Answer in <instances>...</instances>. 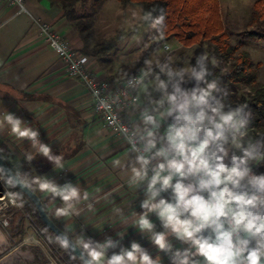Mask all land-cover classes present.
<instances>
[{"label": "clouds", "instance_id": "9594fccd", "mask_svg": "<svg viewBox=\"0 0 264 264\" xmlns=\"http://www.w3.org/2000/svg\"><path fill=\"white\" fill-rule=\"evenodd\" d=\"M143 19L159 31L164 16L145 12ZM209 63L207 53L184 63L158 53L127 77L128 89L152 96L122 132L133 156L126 182L142 193L141 211H132L131 223L156 254L138 241L120 246L124 233L102 241L60 233V247L78 251L86 264H164L163 256L168 264H264V171L257 167L264 162V141L245 138L251 112L226 101L227 89ZM99 107L110 110L112 103L102 99ZM5 119L13 133L26 124L10 112ZM25 135L54 169L64 168L63 157L39 139L37 129L29 126ZM0 172V181L17 189L13 196L35 183L59 198L57 217L79 215L76 202L87 197L71 182L57 184L22 168Z\"/></svg>", "mask_w": 264, "mask_h": 264}, {"label": "crops", "instance_id": "0c3cea01", "mask_svg": "<svg viewBox=\"0 0 264 264\" xmlns=\"http://www.w3.org/2000/svg\"><path fill=\"white\" fill-rule=\"evenodd\" d=\"M24 8L0 2V144L6 149L7 160L13 161V166L9 162L10 167L32 170L33 177L44 176L61 185L71 182L87 193L86 199L76 202L79 215L57 217L54 209L63 206V202L43 191L44 209L72 239L78 235L96 241L108 236L120 239L118 235L124 233L120 246L128 247L138 241L155 255L157 250L131 223L132 211H141L142 193L126 182V165L133 158L130 148L105 128L87 90L66 74L63 63L47 46L34 21L50 24L63 38L72 37L69 22L60 7L46 0H25ZM80 46L78 40L73 42L74 49ZM89 59L92 72L106 78L105 70L94 58ZM137 96L138 102L122 113L131 126L149 101L147 94L137 92ZM7 112L26 124L13 133L5 119ZM29 126L38 130L39 139L49 144L53 153L63 157V169L52 167L40 173L32 167L26 157L42 156L36 151L39 146L34 148V142L25 135ZM34 186L41 191L37 184ZM113 251L119 248L110 249L108 255ZM163 261L168 264L166 256Z\"/></svg>", "mask_w": 264, "mask_h": 264}, {"label": "rangeland", "instance_id": "374dc122", "mask_svg": "<svg viewBox=\"0 0 264 264\" xmlns=\"http://www.w3.org/2000/svg\"><path fill=\"white\" fill-rule=\"evenodd\" d=\"M256 1L218 0V4L224 34L229 43L238 51L244 49L249 53L258 80L264 84V40L249 38L242 34V31L249 29L264 36V9L259 8L260 14L258 18L255 17ZM76 14L82 17L81 20L85 24H90L92 42H114V48L103 54L102 60L95 59L100 68L107 73L108 80L109 77L116 75H120L119 79L124 78L121 68L134 63L140 64L139 72L145 57L165 53L170 55L175 63H184L191 60L198 49L196 46L186 48L174 39L164 40L163 35H160L162 25L158 31L150 24H146L141 9L135 5L123 6L116 0H103L96 4L93 0H84L77 4ZM72 30V37H65L64 40L71 46L78 40L81 45L77 31L73 27ZM163 45H167L169 50H164ZM202 48L206 49V46ZM84 63L92 71V59H84ZM245 138L251 139L248 135ZM7 162L13 163L8 160ZM4 186L8 192H14L8 184L4 183ZM33 188L39 198H43V191H39L34 183ZM14 197L16 205L9 211L8 226L0 231L2 235L0 264H74L47 232L24 211L19 196Z\"/></svg>", "mask_w": 264, "mask_h": 264}, {"label": "trees", "instance_id": "16d2710c", "mask_svg": "<svg viewBox=\"0 0 264 264\" xmlns=\"http://www.w3.org/2000/svg\"><path fill=\"white\" fill-rule=\"evenodd\" d=\"M52 6L61 8L63 16L67 19L70 27L74 28L81 41L77 53L84 59H103V54L114 48L113 41L92 42L90 24H85L82 17L76 14L77 4L84 0H46ZM103 0H93L99 3ZM123 6H138L142 13L152 12L154 16L163 15L162 24L163 39H174L186 48L196 46L197 52L191 58L201 53H207L209 66L213 74L221 82V86L227 89L226 101L235 106L244 104L251 112V123L246 135L256 141H264V84L258 80L254 65L250 60L249 53L231 45L224 34L223 23L219 14L218 0H116ZM259 8L264 9V0H257L254 5V16L258 18ZM145 21V20H144ZM146 24H150L145 21ZM242 34L253 39L264 40V36L256 31L245 29ZM206 49H203V46ZM164 46V45H163ZM162 46V47H163ZM214 58V59H213ZM138 63L124 66L121 71L124 78L110 77V83L123 82L129 74H136L139 70ZM148 100L152 98L148 95ZM6 149L0 144V156L7 162ZM38 172H45L53 166L43 157H36L29 161ZM9 165V164H8ZM259 171H264V162L257 165ZM11 168V167H10ZM12 169V168H11ZM13 170V169H12ZM14 171V170H13ZM27 173L32 176V170ZM10 187V186H9ZM11 188V187H10ZM17 191L15 188H11ZM34 190L33 184L30 187ZM35 191V190H34ZM24 211L28 213L42 227L52 241L64 252L74 264H82L69 250L60 247L57 237L44 225L38 217L35 206L23 193L19 196Z\"/></svg>", "mask_w": 264, "mask_h": 264}, {"label": "built area", "instance_id": "2783aa9c", "mask_svg": "<svg viewBox=\"0 0 264 264\" xmlns=\"http://www.w3.org/2000/svg\"><path fill=\"white\" fill-rule=\"evenodd\" d=\"M3 1L25 10V0H0V2ZM34 22L47 46L63 63L66 74L77 79L85 87L93 102V109L105 128L118 136L130 148L122 132V126L131 127V125L122 117V113L131 109L138 102L137 92L128 89L127 79L118 84H112L106 78L89 70L84 63V58L60 34L56 33L50 24L37 20ZM163 49L169 50V47L164 45ZM102 99H107L112 103L110 110L99 107ZM0 176H2V172H0ZM13 201H15V197L7 191L4 183L0 181V231L8 226L9 211L11 207L16 205Z\"/></svg>", "mask_w": 264, "mask_h": 264}, {"label": "water", "instance_id": "95a60500", "mask_svg": "<svg viewBox=\"0 0 264 264\" xmlns=\"http://www.w3.org/2000/svg\"><path fill=\"white\" fill-rule=\"evenodd\" d=\"M0 169H8L12 170L10 166L6 163V161L0 156ZM22 193H24L33 203L35 206L36 212L38 217L42 220L44 225L57 237V234L63 233L64 235L71 238L65 231H63L59 226L55 224V222L51 219V217L48 215L46 210L43 207V204L41 202V199L39 196L30 188L27 190L20 189ZM76 257L77 259L82 263L86 264V258L82 256L78 251H73L72 249H69Z\"/></svg>", "mask_w": 264, "mask_h": 264}, {"label": "bare ground", "instance_id": "6f19581e", "mask_svg": "<svg viewBox=\"0 0 264 264\" xmlns=\"http://www.w3.org/2000/svg\"><path fill=\"white\" fill-rule=\"evenodd\" d=\"M0 239H2V235H1V233H0Z\"/></svg>", "mask_w": 264, "mask_h": 264}]
</instances>
